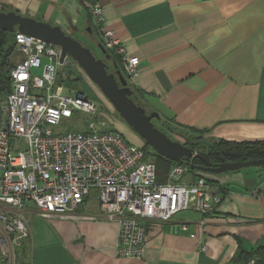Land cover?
<instances>
[{"label":"crops","instance_id":"0c3cea01","mask_svg":"<svg viewBox=\"0 0 264 264\" xmlns=\"http://www.w3.org/2000/svg\"><path fill=\"white\" fill-rule=\"evenodd\" d=\"M88 1L94 0H0V11L60 25L79 39L88 27L89 34L94 31ZM98 1L105 26L139 59L138 75L128 84L145 110L159 114V128L166 123L180 141L177 130L205 138L264 139V0ZM93 41L97 46L100 36ZM114 123L125 139L142 143ZM196 171L181 182L202 175L220 188L221 202L209 214L188 209L167 222H147L140 258L115 255V222L44 219L27 208L30 237L17 248L22 263L234 264L238 248L264 247V165L214 175ZM97 211L93 192L78 212Z\"/></svg>","mask_w":264,"mask_h":264},{"label":"built area","instance_id":"2783aa9c","mask_svg":"<svg viewBox=\"0 0 264 264\" xmlns=\"http://www.w3.org/2000/svg\"><path fill=\"white\" fill-rule=\"evenodd\" d=\"M87 6L102 46L117 58L127 81L134 79L138 57L105 26L101 2ZM14 40L23 57L9 68L10 90L0 94V264H24L17 248L30 237L27 208L44 219L115 222V255L121 258L142 256L147 222H167L188 209L202 215L214 211L222 200L220 188L202 175L181 182L187 162L173 166L166 181H157L155 164L145 160L143 149L105 120L92 122L88 130L54 133L63 118L95 115L97 106L82 91L65 93L58 74L68 59L60 63V47L17 30ZM93 192L97 213L80 214L78 207Z\"/></svg>","mask_w":264,"mask_h":264},{"label":"water","instance_id":"95a60500","mask_svg":"<svg viewBox=\"0 0 264 264\" xmlns=\"http://www.w3.org/2000/svg\"><path fill=\"white\" fill-rule=\"evenodd\" d=\"M15 29L60 47V63L63 64L66 59H71L96 85L127 126L157 154L178 163L186 162V158H198L201 164L192 167L210 174H221L264 165V157L212 164L208 152L196 150L195 147H189L180 140L168 136L153 123L154 119L160 118L159 114L154 111L146 113L145 108L135 101V93L116 63H112L114 70H111L109 64L97 57L88 45H84L81 40L72 36L62 26L52 25L12 10L0 11V30L13 31ZM87 31L91 33L90 27ZM97 47L106 54L101 42H98ZM105 56L109 57L108 54Z\"/></svg>","mask_w":264,"mask_h":264},{"label":"trees","instance_id":"16d2710c","mask_svg":"<svg viewBox=\"0 0 264 264\" xmlns=\"http://www.w3.org/2000/svg\"><path fill=\"white\" fill-rule=\"evenodd\" d=\"M14 31L15 30H0V94H5L10 90L9 68L15 65L14 63H11V54L13 53V51H15ZM106 53H108L109 58L114 63H116L118 67L117 58L114 55H111L107 50ZM58 81L60 82L59 79ZM134 99L138 102L136 96ZM163 127L164 128H161L162 131L165 129L171 134L175 133L176 131L173 128L169 127L166 123H163ZM121 134L123 135V133ZM166 134L168 135V133ZM176 134L182 138L181 142H183L185 145L189 147H195L196 150L208 152L212 164L233 161H246L264 157V139L234 141L223 138H205L202 133L199 132H185L178 130ZM169 136L171 137L170 134ZM141 142L142 143L139 145L137 144V146L143 149L144 155L146 157L147 151L145 150V148L147 145L143 141ZM152 151L155 156L154 164L158 171H167L168 175L173 166L180 164L178 162H173L160 154H157L154 150ZM185 160L192 169H194L192 167L193 165L201 164V161L198 158H186ZM159 176L161 175L158 174V177ZM157 181L164 182L166 180H162L160 178ZM232 260L234 264H264V247L259 246L251 250L238 248Z\"/></svg>","mask_w":264,"mask_h":264},{"label":"rangeland","instance_id":"374dc122","mask_svg":"<svg viewBox=\"0 0 264 264\" xmlns=\"http://www.w3.org/2000/svg\"><path fill=\"white\" fill-rule=\"evenodd\" d=\"M79 40L82 41L84 45H88L99 58H104L109 61L108 58H106V54L102 53L99 48L96 46L95 41L98 39V34L93 31L92 35L89 34V32H81L80 33ZM23 57L22 54L13 51L11 54V63L16 64L21 58ZM44 62V61H43ZM109 64V63H108ZM110 66V65H109ZM111 70H114L113 65L110 66ZM118 69L122 72V74L125 76V73L122 69V67L119 65L118 62ZM41 67L37 70L35 69L34 72L40 73ZM58 79L60 82L63 83L65 88V93H74L75 91H82L88 99L93 101L97 106V113L94 114H85V113H74L70 118H63L59 125L53 127L54 133H66V132H73V131H80V130H88V126L90 124L94 123H102L104 120L107 121V125L109 128H112L114 131H119L117 128L116 123L114 121L121 122L125 129L130 131V128L127 126V124L123 121V119L118 115V113L113 110V108L110 106V103L104 98L100 90L96 87L95 84H93L89 78L85 75V73L76 65L74 64L71 59H68V62L66 65H63L60 67V71L58 74ZM71 88V89H70ZM109 104V105H108ZM149 110H146V113H148ZM153 123L158 126V122L156 120H153ZM99 125V124H97ZM160 127V125L158 126ZM161 129V128H160ZM132 131V130H131ZM130 131V132H131ZM164 132L168 133L172 136V134L167 131L163 130ZM177 139V138H176ZM145 150L147 151L145 160L155 163V156L153 153V149L149 146H146ZM251 168V167H250ZM197 172L196 170L189 168V172ZM158 174L161 175L158 177ZM187 172H185L182 176V179L184 178V175H186ZM203 174H209L204 173ZM214 175V174H212ZM167 180V171H158L156 169V179ZM209 180V179H208ZM210 181V180H209Z\"/></svg>","mask_w":264,"mask_h":264},{"label":"flooded vegetation","instance_id":"af4514ba","mask_svg":"<svg viewBox=\"0 0 264 264\" xmlns=\"http://www.w3.org/2000/svg\"><path fill=\"white\" fill-rule=\"evenodd\" d=\"M102 59L108 64L109 63V61L107 60V59H104L103 57H102ZM109 59V58H108Z\"/></svg>","mask_w":264,"mask_h":264}]
</instances>
